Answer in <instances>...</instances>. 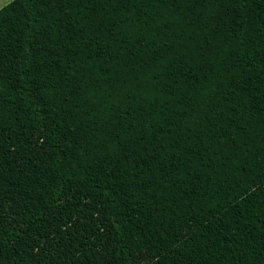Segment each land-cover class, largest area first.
Returning a JSON list of instances; mask_svg holds the SVG:
<instances>
[{
  "label": "trees",
  "instance_id": "trees-1",
  "mask_svg": "<svg viewBox=\"0 0 264 264\" xmlns=\"http://www.w3.org/2000/svg\"><path fill=\"white\" fill-rule=\"evenodd\" d=\"M0 264H264V0L2 6Z\"/></svg>",
  "mask_w": 264,
  "mask_h": 264
},
{
  "label": "rangeland",
  "instance_id": "rangeland-1",
  "mask_svg": "<svg viewBox=\"0 0 264 264\" xmlns=\"http://www.w3.org/2000/svg\"><path fill=\"white\" fill-rule=\"evenodd\" d=\"M12 0H0V8Z\"/></svg>",
  "mask_w": 264,
  "mask_h": 264
}]
</instances>
